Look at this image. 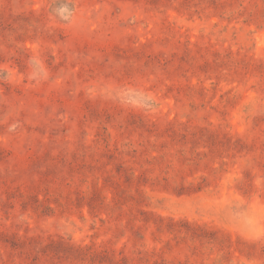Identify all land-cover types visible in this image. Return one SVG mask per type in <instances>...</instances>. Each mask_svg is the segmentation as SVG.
Returning <instances> with one entry per match:
<instances>
[{
  "label": "rangeland",
  "instance_id": "1",
  "mask_svg": "<svg viewBox=\"0 0 264 264\" xmlns=\"http://www.w3.org/2000/svg\"><path fill=\"white\" fill-rule=\"evenodd\" d=\"M0 264H264V0H0Z\"/></svg>",
  "mask_w": 264,
  "mask_h": 264
}]
</instances>
